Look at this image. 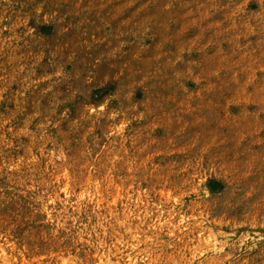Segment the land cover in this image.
<instances>
[{
    "label": "rangeland",
    "instance_id": "1",
    "mask_svg": "<svg viewBox=\"0 0 264 264\" xmlns=\"http://www.w3.org/2000/svg\"><path fill=\"white\" fill-rule=\"evenodd\" d=\"M0 264H264V0H0Z\"/></svg>",
    "mask_w": 264,
    "mask_h": 264
}]
</instances>
